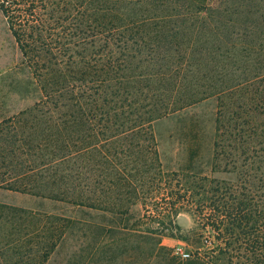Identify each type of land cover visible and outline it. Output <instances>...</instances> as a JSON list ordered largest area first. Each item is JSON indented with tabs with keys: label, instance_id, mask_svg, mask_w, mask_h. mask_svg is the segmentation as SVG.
Returning a JSON list of instances; mask_svg holds the SVG:
<instances>
[{
	"label": "trees",
	"instance_id": "1",
	"mask_svg": "<svg viewBox=\"0 0 264 264\" xmlns=\"http://www.w3.org/2000/svg\"><path fill=\"white\" fill-rule=\"evenodd\" d=\"M0 14L41 93L0 119V190L100 215L95 247L139 235L97 252L108 263L264 264V0H0ZM208 98L211 174L229 177L163 170L153 124ZM183 212L210 237L182 236ZM77 218L0 203V264H47Z\"/></svg>",
	"mask_w": 264,
	"mask_h": 264
},
{
	"label": "rangeland",
	"instance_id": "2",
	"mask_svg": "<svg viewBox=\"0 0 264 264\" xmlns=\"http://www.w3.org/2000/svg\"><path fill=\"white\" fill-rule=\"evenodd\" d=\"M40 97L39 87L28 67L22 62L17 47L0 14V119L33 106ZM216 110V99L208 98L153 124V133L158 143V152L163 170L168 172L187 171L211 175L218 179L229 177L225 174H211ZM0 203H12L11 205L19 207L37 209H41L43 204L44 208L48 210L56 208L58 214L64 213L68 217H78L77 219L80 220L78 225L67 234L65 240L51 255L47 264H68L80 248L86 250L83 253L84 259L82 261H79L80 259L73 260L71 261L74 262L73 264H117L106 262L107 258L112 255L111 252L101 255L97 252L101 253L102 249L110 248V246L114 251L120 243L126 240L129 241L128 247L132 246L131 249H133L142 241L139 235L133 233L120 234L116 231L113 236L111 234L103 235L101 245L95 247L98 231L93 225L106 222L96 213L84 215L80 212L67 210L59 204L42 203L25 195L2 190L0 191ZM174 220L180 226L182 236H188L192 239L197 237L198 234H202L200 227L196 224V219L189 213H180ZM130 222L131 224L136 222V217L132 218ZM140 224H143L141 225L143 228H149L152 232H156L158 229L155 228L156 225L153 223L142 222ZM170 231L171 229L168 228L166 234H170ZM202 236L203 241L204 238L210 237V234L204 233ZM162 244L174 249L180 247L184 252L191 250V247L187 248L177 238L168 236L162 238ZM92 245L94 249L89 251ZM88 251L90 255H88ZM93 253H95V256Z\"/></svg>",
	"mask_w": 264,
	"mask_h": 264
},
{
	"label": "built area",
	"instance_id": "3",
	"mask_svg": "<svg viewBox=\"0 0 264 264\" xmlns=\"http://www.w3.org/2000/svg\"><path fill=\"white\" fill-rule=\"evenodd\" d=\"M175 252L179 255H181L182 257H187V255L185 254V252L183 251L182 248L178 247V248H175Z\"/></svg>",
	"mask_w": 264,
	"mask_h": 264
},
{
	"label": "crops",
	"instance_id": "4",
	"mask_svg": "<svg viewBox=\"0 0 264 264\" xmlns=\"http://www.w3.org/2000/svg\"><path fill=\"white\" fill-rule=\"evenodd\" d=\"M1 191V190H0ZM2 204H6V203H2ZM12 203H7V205H11ZM13 206H15V205H13ZM19 207V206H18Z\"/></svg>",
	"mask_w": 264,
	"mask_h": 264
}]
</instances>
